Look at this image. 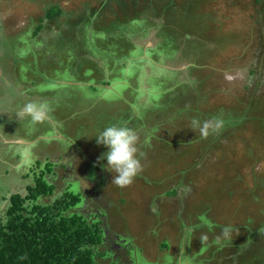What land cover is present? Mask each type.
Instances as JSON below:
<instances>
[{
    "label": "rangeland",
    "instance_id": "obj_1",
    "mask_svg": "<svg viewBox=\"0 0 264 264\" xmlns=\"http://www.w3.org/2000/svg\"><path fill=\"white\" fill-rule=\"evenodd\" d=\"M147 39L151 58L185 67L150 71L163 84L139 97L137 118L138 69L107 59L140 56ZM109 77L127 84L94 95ZM29 104L45 119L21 115ZM194 121L219 127L203 136ZM113 124L139 138L142 171L126 187L86 163L107 151L95 138ZM4 138L22 144H0V216L40 160L58 191L82 189L76 212L100 215L108 264H188L200 250L195 264H264V0H0Z\"/></svg>",
    "mask_w": 264,
    "mask_h": 264
},
{
    "label": "trees",
    "instance_id": "obj_2",
    "mask_svg": "<svg viewBox=\"0 0 264 264\" xmlns=\"http://www.w3.org/2000/svg\"><path fill=\"white\" fill-rule=\"evenodd\" d=\"M51 11L46 20L54 17ZM43 23L40 21L39 28L33 33L34 38L44 29ZM130 57L131 55H127L115 61L112 58L107 60L114 65L119 64V68L130 67V69H138L139 72L143 71V78L148 76L149 74L147 75V71L143 68L145 66L152 68V64L144 60L133 63ZM116 70L112 75L116 74ZM111 80L115 81L111 77L109 80L102 81L101 86L111 85ZM151 81L150 77L146 80L148 84ZM52 85H58V83L54 82ZM136 85L133 94L134 106H137L139 97L145 94L140 88L138 89V84ZM125 86L126 84L123 87ZM180 86L189 90L185 85ZM90 89L95 95L102 87L90 85ZM103 91L108 90L104 88ZM149 91L150 97L157 96L151 93L155 91L154 86ZM165 95L167 94L162 95V98ZM58 137L60 136H56L53 140ZM1 142L0 144H3ZM40 164L39 160L33 167L24 169L21 177L29 180L26 188L24 187V194L10 195L7 200L8 206L4 214L0 216V264H99L97 262L103 260L106 255V249L102 248L104 233L100 215L87 217L76 212L77 208L85 204L82 189L80 188V193L75 194L72 191V181L65 189L58 191L56 178L60 176L53 172L51 165H46L39 170ZM174 193V191L171 192L170 196ZM188 240L191 242L190 236ZM251 247L253 248V245ZM101 249H104V252H100ZM253 259L256 260V263L253 260V264H260L259 259Z\"/></svg>",
    "mask_w": 264,
    "mask_h": 264
},
{
    "label": "clouds",
    "instance_id": "obj_3",
    "mask_svg": "<svg viewBox=\"0 0 264 264\" xmlns=\"http://www.w3.org/2000/svg\"><path fill=\"white\" fill-rule=\"evenodd\" d=\"M21 115L30 117L33 123L45 119L43 106L29 104ZM219 125L205 122L202 126L193 122V131L199 129L203 136L209 134V129L215 130ZM98 145H103L107 151L98 158L106 161L103 168L113 174L112 183L118 187H126L134 182L135 177L142 171L138 148V135L135 131L122 124H113L105 127L95 138Z\"/></svg>",
    "mask_w": 264,
    "mask_h": 264
},
{
    "label": "flooded vegetation",
    "instance_id": "obj_4",
    "mask_svg": "<svg viewBox=\"0 0 264 264\" xmlns=\"http://www.w3.org/2000/svg\"><path fill=\"white\" fill-rule=\"evenodd\" d=\"M45 21V20H44ZM152 32V31H151ZM149 37H151L150 36V34H149ZM153 37V36H152ZM152 39V38H151ZM111 40H113L112 38H111ZM119 40V39H118ZM155 39L153 38V41H154ZM106 41V40H105ZM108 42H109V39L107 40ZM149 40L147 39L146 40V42L144 43V46H143V49H142V54L140 55V56H131L130 57V59L132 60V62L133 63H135V62H137V61H139V60H144L145 62H150L151 64H152V68H150V67H147V66H145L144 68H143V70L144 71H147V75L148 76H145L144 78H143V75H144V72L143 71H140L139 73H138V76H137V78H135V83L136 84H140V85H142L144 88H146V91H144V95L143 96H145L146 98H148V97H150V95H148L149 94V90L151 89V85L150 84H152V86H153V84H154V82H156V87L158 88V90H160L161 89V87H162V84H163V82H161V81H159V76L157 75V74H153V72L151 73L150 71L151 70H158V69H160V70H163L164 72H169V73H172V72H174V74L177 76V78H180L177 74L179 73V72H182V71H184V70H181V71H179V69H184V67L185 66H181L180 64H179V62H175V63H178L177 65H175V67H169L167 64L168 63H163L162 61H160L159 59H154V58H151V57H153V56H150V54L151 53H153V51L155 50V45L153 46H151L150 48H148L147 47V44H149V43H151V42H148ZM123 42H124V40H123ZM153 44V43H152ZM155 47V48H154ZM165 47V46H164ZM154 48V49H153ZM158 51H163L161 48L158 50ZM177 52V51H176ZM150 53V54H149ZM179 53H181V51H179V52H177V54H179ZM182 54V53H181ZM131 54H129V56H130ZM100 57V56H99ZM102 58V57H101ZM142 58V59H141ZM178 58H180V57H178ZM106 60V59H105ZM157 60V61H156ZM118 62V61H117ZM119 63H122V61H119ZM119 65V64H118ZM179 66V67H178ZM120 67V66H119ZM123 68V69H122ZM119 69H122V71H124V73L126 72V71H129V70H131L130 69V67L128 68V69H124V67H121V68H119ZM119 71V70H118ZM113 76V75H112ZM122 77H123V74H122ZM151 78L152 79V81H151V83H147L146 82V80L148 79V78ZM126 78H128V77H124V78H121L120 80L121 81H118V82H116V83H112V82H115V81H113V80H111L112 82H111V85H109V86H112V89L111 90H108V91H110L109 93L110 94H112V92H113V94H115V95H117L118 93H119V91H118V89H117V87L118 86H121V87H123L125 84H127V79ZM109 79H110V77H109ZM109 79H106V80H109ZM141 79V80H140ZM182 84V82L180 83V84H178V86H180ZM87 85V84H86ZM93 86H96V87H102V89L100 90V91H103L104 90V88L105 87H107L108 85H102L101 86V84L99 85V84H97V85H94V84H92ZM139 85V86H140ZM183 85V84H182ZM117 86V87H116ZM169 87H171L172 89H174V88H176V87H173L172 86V84L171 85H168ZM140 87H138V89H139ZM189 89V88H188ZM167 91H171V90H167ZM167 91L165 92H163V90L160 92V93H162V95H164L165 93H167ZM155 94L157 95V96H159L158 94H157V92L155 91ZM157 96L155 97V98H157ZM173 98V97H172ZM133 107V110H134V113L137 115V118L139 117V112L137 111V109H136V106H132ZM136 118V119H137ZM0 141H2V142H4V139H0ZM1 142V143H2ZM82 151H81V153H84V151L86 152V149H85V147L84 146H82V149H81ZM84 156V155H83ZM100 156H99V152H98V156H97V158H96V161H94V160H89V159H87L86 158V156H85V160H89L88 162H86V163H88V164H93L95 167H98L99 165V167L101 168V167H103V163H105L103 160L102 161H99V163H98V158H99ZM99 170V169H98ZM98 181V180H97ZM189 242H190V240H188ZM188 241H187V244L189 245V243H188ZM191 243V242H190ZM189 247V246H188ZM102 248H104L105 249V246H102ZM199 254H201V250L198 252ZM101 261H105V259H103V260H101ZM105 264V263H104Z\"/></svg>",
    "mask_w": 264,
    "mask_h": 264
},
{
    "label": "crops",
    "instance_id": "obj_5",
    "mask_svg": "<svg viewBox=\"0 0 264 264\" xmlns=\"http://www.w3.org/2000/svg\"><path fill=\"white\" fill-rule=\"evenodd\" d=\"M4 140L6 141V139H4ZM5 141H4V142H5ZM4 142H3V143H4ZM9 142H11V141H9ZM16 142H17V141H16ZM18 142H19V141H18ZM14 146H16V145L14 144ZM188 243H190V242H188ZM189 249H193V248L189 245ZM223 254H224V252L221 253V255H223ZM200 255H201V254H199L198 252L195 251V255H192L190 259H189V258H186L185 261H189L188 264H195L194 262L196 261V259H198V257H200ZM182 260H183V259H182ZM179 261H180V260H179ZM183 261H184V260H183ZM193 261H194V262H193ZM180 262H181V261H180ZM184 263L186 264V262H184Z\"/></svg>",
    "mask_w": 264,
    "mask_h": 264
},
{
    "label": "water",
    "instance_id": "obj_6",
    "mask_svg": "<svg viewBox=\"0 0 264 264\" xmlns=\"http://www.w3.org/2000/svg\"><path fill=\"white\" fill-rule=\"evenodd\" d=\"M105 89L106 90H111L112 89V86H107V87H105ZM5 144H7V145H14L15 144L16 145V144H22V142H15V141L9 142V141H5Z\"/></svg>",
    "mask_w": 264,
    "mask_h": 264
}]
</instances>
